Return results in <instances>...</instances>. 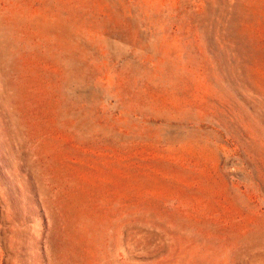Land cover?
Wrapping results in <instances>:
<instances>
[{"label": "rangeland", "instance_id": "374dc122", "mask_svg": "<svg viewBox=\"0 0 264 264\" xmlns=\"http://www.w3.org/2000/svg\"><path fill=\"white\" fill-rule=\"evenodd\" d=\"M0 264H264V0H0Z\"/></svg>", "mask_w": 264, "mask_h": 264}]
</instances>
